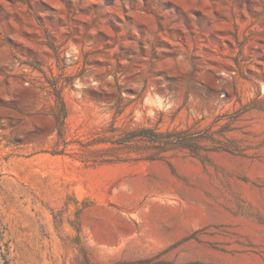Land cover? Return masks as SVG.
<instances>
[{"label": "rangeland", "instance_id": "1", "mask_svg": "<svg viewBox=\"0 0 264 264\" xmlns=\"http://www.w3.org/2000/svg\"><path fill=\"white\" fill-rule=\"evenodd\" d=\"M0 264H264V0H0Z\"/></svg>", "mask_w": 264, "mask_h": 264}, {"label": "trees", "instance_id": "2", "mask_svg": "<svg viewBox=\"0 0 264 264\" xmlns=\"http://www.w3.org/2000/svg\"><path fill=\"white\" fill-rule=\"evenodd\" d=\"M63 108H64V105H63Z\"/></svg>", "mask_w": 264, "mask_h": 264}]
</instances>
